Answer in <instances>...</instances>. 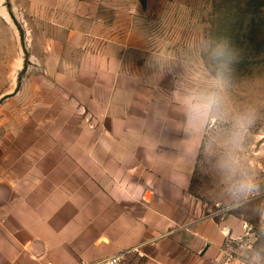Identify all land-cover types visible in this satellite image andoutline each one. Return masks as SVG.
Segmentation results:
<instances>
[{
  "label": "crops",
  "instance_id": "crops-1",
  "mask_svg": "<svg viewBox=\"0 0 264 264\" xmlns=\"http://www.w3.org/2000/svg\"><path fill=\"white\" fill-rule=\"evenodd\" d=\"M127 8L124 22L123 7L106 0L36 6L44 50L35 63L80 106L83 131L70 178L51 181L56 196L9 203L14 220L0 264H87L119 252L121 264H186L187 253L202 264L223 247L218 224L197 219L189 204L201 123L188 115L185 90L159 79L170 64L156 63L152 39ZM29 183L37 189L41 180Z\"/></svg>",
  "mask_w": 264,
  "mask_h": 264
},
{
  "label": "rangeland",
  "instance_id": "rangeland-1",
  "mask_svg": "<svg viewBox=\"0 0 264 264\" xmlns=\"http://www.w3.org/2000/svg\"><path fill=\"white\" fill-rule=\"evenodd\" d=\"M41 1L0 0V263L7 220H14L9 203L20 195L56 196L51 181L70 178L74 136L83 131L80 106L67 88H51L35 63L44 50L34 20ZM240 2L106 0L123 7L124 22L133 8L156 63L170 64L171 75L159 79L185 90L188 115L201 123L189 204L224 236L223 247L202 264H264V0L249 8ZM31 165L43 172H27ZM34 176L37 189L29 183ZM190 255L185 263L199 264Z\"/></svg>",
  "mask_w": 264,
  "mask_h": 264
},
{
  "label": "built area",
  "instance_id": "built-area-1",
  "mask_svg": "<svg viewBox=\"0 0 264 264\" xmlns=\"http://www.w3.org/2000/svg\"><path fill=\"white\" fill-rule=\"evenodd\" d=\"M126 252H119L111 256L102 258L96 262H90L87 264H121L125 258Z\"/></svg>",
  "mask_w": 264,
  "mask_h": 264
},
{
  "label": "trees",
  "instance_id": "trees-1",
  "mask_svg": "<svg viewBox=\"0 0 264 264\" xmlns=\"http://www.w3.org/2000/svg\"><path fill=\"white\" fill-rule=\"evenodd\" d=\"M241 2V6H246V8H249V7H251L252 5L251 4H253V2H254V0H240ZM261 7H263V9H264V3L263 4H261ZM20 32H21V37H22V40L24 39V34H23V32H22V30H20ZM25 53H26V59H25V67H24V69L27 67V65L29 64V59H28V52H27V50H25Z\"/></svg>",
  "mask_w": 264,
  "mask_h": 264
}]
</instances>
